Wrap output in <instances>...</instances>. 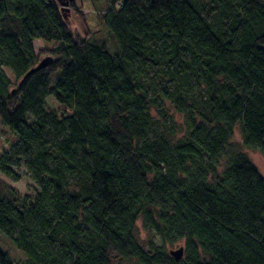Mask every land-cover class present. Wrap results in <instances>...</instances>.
Masks as SVG:
<instances>
[{
  "label": "trees",
  "instance_id": "1",
  "mask_svg": "<svg viewBox=\"0 0 264 264\" xmlns=\"http://www.w3.org/2000/svg\"><path fill=\"white\" fill-rule=\"evenodd\" d=\"M104 2L114 50L56 0H0V120L17 137L0 172L24 165L37 186L0 177L19 264H264V176L232 141L264 156V0ZM37 39L55 47L41 57Z\"/></svg>",
  "mask_w": 264,
  "mask_h": 264
},
{
  "label": "rangeland",
  "instance_id": "2",
  "mask_svg": "<svg viewBox=\"0 0 264 264\" xmlns=\"http://www.w3.org/2000/svg\"><path fill=\"white\" fill-rule=\"evenodd\" d=\"M57 1V0H56ZM98 5H94L89 1L85 0H75L71 2L69 10H64L65 18L69 26H71L76 31L80 33H86V28H89L92 32L88 35V38L99 39L100 41H105L106 44L112 49H116V42L109 34V32L100 24L99 15L102 7H104V0H98ZM54 44H47L43 40L37 39L34 41V49L36 54L41 57H45V50L48 47H53ZM55 47V46H54ZM60 77V72H56L50 79L51 84H55ZM48 107L53 110H58V113L62 111V106L56 101L54 95L48 96L47 99ZM61 106V107H60ZM66 113V112H65ZM17 137L9 130L8 127L3 125L0 120V155L4 151L10 149V146L14 144ZM238 146L250 157L253 163L258 168L259 172L264 176V156L254 149H249L244 146L242 135L239 128H236L232 137ZM18 173V177L15 179H10L0 172V177L10 186L15 188L20 195H33L37 190V186L31 180L28 168L24 165L15 168ZM137 237L139 242L144 247L151 248L153 243H159V238L152 232L144 228L142 220L137 221ZM184 242H174L166 243V250L169 252L171 249H177L183 246ZM0 250L7 253L11 260L19 264L25 260L26 255L22 250H20L11 239H9L4 233L0 231ZM115 264H136L135 261L130 260H114Z\"/></svg>",
  "mask_w": 264,
  "mask_h": 264
},
{
  "label": "water",
  "instance_id": "3",
  "mask_svg": "<svg viewBox=\"0 0 264 264\" xmlns=\"http://www.w3.org/2000/svg\"><path fill=\"white\" fill-rule=\"evenodd\" d=\"M75 0H57V3L60 5L61 7V11L64 12V10H69V5L71 2H74ZM48 63V58H44L40 61V63L35 66L34 68H32L28 73L27 75H30L32 74L33 72L35 71H38L42 68H44ZM170 255L172 257H174L175 259H181L184 255V247L183 246H180L179 248L177 249H171L170 250Z\"/></svg>",
  "mask_w": 264,
  "mask_h": 264
},
{
  "label": "flooded vegetation",
  "instance_id": "4",
  "mask_svg": "<svg viewBox=\"0 0 264 264\" xmlns=\"http://www.w3.org/2000/svg\"><path fill=\"white\" fill-rule=\"evenodd\" d=\"M69 6H71V3H70V5Z\"/></svg>",
  "mask_w": 264,
  "mask_h": 264
}]
</instances>
